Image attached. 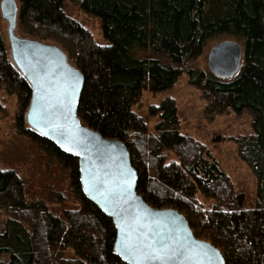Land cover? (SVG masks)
<instances>
[{
  "label": "trees",
  "instance_id": "obj_1",
  "mask_svg": "<svg viewBox=\"0 0 264 264\" xmlns=\"http://www.w3.org/2000/svg\"><path fill=\"white\" fill-rule=\"evenodd\" d=\"M71 1L101 19L109 44H97L69 18L64 0H19L17 29L25 39L56 43L82 72L81 123L127 145L138 193L149 205L183 214L195 237L219 249L226 264H264V0ZM222 36L244 45L231 80L197 63L206 43ZM184 73L202 91L207 112L253 115L254 133L231 139L257 179L253 208H244L216 157L181 135L174 100L153 109L160 117L153 133L133 112L144 90H168ZM2 90L20 100L19 131L57 161L74 199L29 201L18 173L0 168V264H126L114 251L112 220L82 193L79 160L27 127L32 88L3 41L0 16Z\"/></svg>",
  "mask_w": 264,
  "mask_h": 264
},
{
  "label": "water",
  "instance_id": "obj_2",
  "mask_svg": "<svg viewBox=\"0 0 264 264\" xmlns=\"http://www.w3.org/2000/svg\"><path fill=\"white\" fill-rule=\"evenodd\" d=\"M20 8L15 0H2L0 16L6 21L12 60L32 88L26 119L30 130L49 140L63 154L79 160V182L86 199L116 229L115 254L126 264H162L144 259L145 245L175 250L163 264H226L219 249L197 239L186 217L175 209H157L138 193L139 174L127 145L104 138L81 123L79 103L85 77L56 45L16 35ZM244 49L234 40L214 46L208 55L210 73L231 80L239 73ZM136 247L129 252L125 243Z\"/></svg>",
  "mask_w": 264,
  "mask_h": 264
},
{
  "label": "rangeland",
  "instance_id": "obj_3",
  "mask_svg": "<svg viewBox=\"0 0 264 264\" xmlns=\"http://www.w3.org/2000/svg\"><path fill=\"white\" fill-rule=\"evenodd\" d=\"M15 1L20 8L19 0ZM64 11L69 18L86 28L97 44H109L104 37L99 17L84 12L77 1L64 0ZM7 29L6 21L1 18V36L10 51ZM16 35L24 37L19 29L16 30ZM226 40L237 41L244 49L243 43L235 38L222 36L211 39L197 62L201 69L209 71L207 64L210 50ZM45 44L58 46L50 41ZM140 55L148 56L149 53ZM167 99L174 100L176 104L181 135L200 142L216 157L241 195L244 208H253L256 203L257 179L241 159L238 146L231 140L254 133L253 115L248 111L237 113L233 110L216 115L207 112L208 102L203 98L202 91L193 86L189 75L184 73L168 90H144L141 100L133 105V112L142 117L152 133L160 121L158 114L153 115V109H157ZM19 112L20 100L4 90L0 91V168L18 173L23 179L29 201H48L52 197L54 201L60 202L62 197H68L72 202L74 195L69 187V180L57 161L45 153L31 137L19 131Z\"/></svg>",
  "mask_w": 264,
  "mask_h": 264
},
{
  "label": "snow or ice",
  "instance_id": "obj_4",
  "mask_svg": "<svg viewBox=\"0 0 264 264\" xmlns=\"http://www.w3.org/2000/svg\"><path fill=\"white\" fill-rule=\"evenodd\" d=\"M150 251L148 253H143L144 259H155L160 260L163 264L166 258H170V253L174 252L175 250L171 249L170 247L166 246L164 242L160 243V247L157 249L153 245H145ZM125 248L129 252H135L137 249L131 243L126 242Z\"/></svg>",
  "mask_w": 264,
  "mask_h": 264
}]
</instances>
